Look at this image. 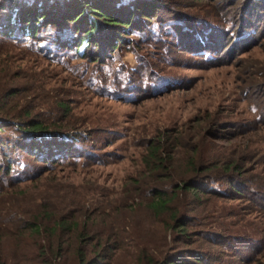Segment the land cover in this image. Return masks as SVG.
Segmentation results:
<instances>
[{"label":"rangeland","instance_id":"374dc122","mask_svg":"<svg viewBox=\"0 0 264 264\" xmlns=\"http://www.w3.org/2000/svg\"><path fill=\"white\" fill-rule=\"evenodd\" d=\"M159 1L167 16L119 43L99 30L87 54L60 53L46 32L0 35V264H83L78 248L88 260L95 245L107 246L102 264L188 251L202 264H264V0ZM33 120L76 151L34 154L23 133ZM152 144L165 160L158 169ZM192 160L214 168L200 178L216 193H179L172 206L190 223L185 240L149 206L156 190L173 194L200 176ZM62 219L72 232L51 235Z\"/></svg>","mask_w":264,"mask_h":264},{"label":"trees","instance_id":"16d2710c","mask_svg":"<svg viewBox=\"0 0 264 264\" xmlns=\"http://www.w3.org/2000/svg\"><path fill=\"white\" fill-rule=\"evenodd\" d=\"M168 12H170L169 3L160 2L159 0H0V35L17 40L38 41L39 38H43L42 34L46 32L49 33L46 39L60 53L71 49L75 45L76 52L85 46L87 49L85 54H87V51L91 47L98 46L99 42L93 35L97 34L99 30L102 33L104 29L110 31L113 36L108 41L119 43L123 41V35L128 33L127 31L133 32V30H139L143 24L154 25L157 17L161 15L167 16ZM192 27L194 30L198 28V26L196 28V24ZM188 30L191 31L192 29ZM65 31L68 32L69 39L64 38L67 36ZM202 45L206 46L205 43ZM117 48H119V44ZM48 50L51 52L52 48ZM2 129L0 123V131ZM51 132L41 123L33 120L28 123V129L23 133L24 135L31 136L34 142H36L31 146V151L38 156L40 154L45 155V152H47V154H52H46V156L53 157L57 155L65 158L68 157L69 152L74 153L76 151L70 150V145L67 142L59 140L56 137L57 132ZM48 138L49 141H47ZM1 141L0 143H2ZM38 142H40V145H37ZM154 145L152 144L149 147L147 158L152 161L154 160V164L158 169L162 167L165 160L161 159V150ZM43 146H46L45 149L51 151L43 152ZM51 146L54 147V151ZM26 148L27 146L24 145H20L19 147V149L23 150ZM190 162L192 170L200 176L181 181L176 185L177 189L173 191V194L156 190L152 203L149 206L150 211L156 218L169 215V223L173 224L170 226V231H177V236L185 240L189 236L187 227L190 223L187 221L186 216L180 217L179 212L176 209L174 211L172 206L177 200L179 193H184L187 197L192 196L194 199H198V196L205 192V187L211 192L216 193V190L210 189V186L206 183L210 179L209 177H206V179L200 178L201 175L211 172L214 168L212 166L201 167L202 169L200 170L196 168L193 160ZM230 168L231 166L227 165L224 169L229 171ZM215 180L217 179H211L210 184H213ZM231 186H234L232 182ZM231 190V197L240 196V190L234 189V187ZM32 229L40 233L42 227L33 226ZM58 231H62L63 234L67 235L72 232L71 225L65 219H62L50 230V234L54 235ZM89 240V236H85L84 234L78 235V241L85 247H88L86 244H88ZM106 247H102V245L91 247L94 257L88 260L86 259L85 251L78 248L77 257L83 264H102V257L104 256L101 253V249ZM118 248L115 247L114 249L118 250ZM57 251H59L58 255L62 253L63 248L61 245H58ZM105 256L107 257L108 255L106 254ZM202 263L203 259L200 254L188 251L184 256L177 254L172 258L164 259L158 264Z\"/></svg>","mask_w":264,"mask_h":264}]
</instances>
